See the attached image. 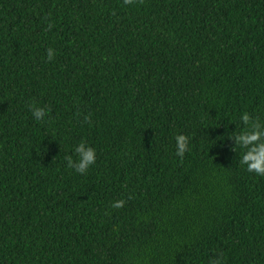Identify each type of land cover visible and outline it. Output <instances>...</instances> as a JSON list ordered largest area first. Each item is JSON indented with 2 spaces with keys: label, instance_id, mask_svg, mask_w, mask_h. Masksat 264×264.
<instances>
[{
  "label": "trees",
  "instance_id": "obj_1",
  "mask_svg": "<svg viewBox=\"0 0 264 264\" xmlns=\"http://www.w3.org/2000/svg\"><path fill=\"white\" fill-rule=\"evenodd\" d=\"M245 112L264 0H0V264H264Z\"/></svg>",
  "mask_w": 264,
  "mask_h": 264
},
{
  "label": "clouds",
  "instance_id": "obj_2",
  "mask_svg": "<svg viewBox=\"0 0 264 264\" xmlns=\"http://www.w3.org/2000/svg\"><path fill=\"white\" fill-rule=\"evenodd\" d=\"M124 5H130L135 3V0H122ZM55 52L52 48L47 49V58L52 60L54 58ZM32 110V115L40 120L45 117L46 108L30 106ZM89 117H85L88 120ZM241 121L245 125H249L251 131L244 130L236 135V142L241 148L247 149L243 153L241 163L246 165V170L249 172H254L258 176H264V128L258 123H250V115L245 112L240 116ZM176 155L183 156V153L187 146V138L184 135L176 136ZM77 155L76 161H73L71 156H66L67 167L74 168L79 174H84L87 169L96 162V150L95 148L87 145L81 141L74 149ZM124 204L123 200H118L113 202V208H120ZM210 264H221L219 259L213 260Z\"/></svg>",
  "mask_w": 264,
  "mask_h": 264
}]
</instances>
